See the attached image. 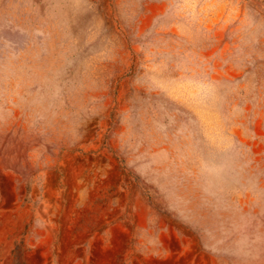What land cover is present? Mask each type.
<instances>
[{
	"label": "rangeland",
	"instance_id": "obj_1",
	"mask_svg": "<svg viewBox=\"0 0 264 264\" xmlns=\"http://www.w3.org/2000/svg\"><path fill=\"white\" fill-rule=\"evenodd\" d=\"M0 264H264V0H0Z\"/></svg>",
	"mask_w": 264,
	"mask_h": 264
}]
</instances>
